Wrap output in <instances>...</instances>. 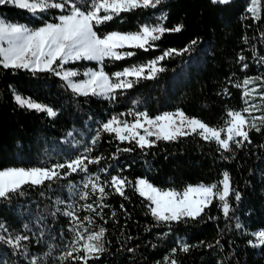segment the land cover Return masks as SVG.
<instances>
[{
    "label": "trees",
    "instance_id": "16d2710c",
    "mask_svg": "<svg viewBox=\"0 0 264 264\" xmlns=\"http://www.w3.org/2000/svg\"><path fill=\"white\" fill-rule=\"evenodd\" d=\"M77 2L86 5L90 0ZM248 6L249 0H232L229 5L213 4L211 0H162L156 8L121 13L97 26L99 33H105L135 31L144 24L158 22L169 28L184 25L179 33H166L148 51L121 50L136 54L106 60L105 71L109 74L146 63L168 49L182 50L197 41L188 52L173 53L160 61L158 66L165 71L157 73L155 79H140L130 89L117 90L115 99L77 95L65 81L49 72L34 75L28 70L0 66V169L51 167L81 154L101 157L98 164L88 165V173L72 174L50 186L49 182L25 186L23 195L0 200V221L11 234L30 237L22 242L28 246L27 256L0 242V264H31L33 259L38 264H82L71 257L62 259L73 236L69 218L62 213L69 203L77 209L80 204L94 203L95 197L83 201L74 195L84 190L82 184L88 174L98 173L101 182L120 175L133 185L137 179L146 178L162 189L182 191L189 184H219L225 171L230 174L232 187L241 194L239 202L229 197L233 209L229 217L223 215L220 202L214 200L200 218L173 221L170 225L151 216L147 206L150 202L140 197L132 185L125 189L127 199L106 187L109 195L104 203L109 207L103 209V215L108 222L104 224L98 216L95 219L107 228V250L89 264H170L169 257L177 264H264V245L257 248L249 244L250 240L256 242L252 233L264 229V125L257 120L261 131H250L251 143L233 145L231 152L196 135L171 142L159 140L151 148L140 149L134 142H120L114 133L103 132L101 127L113 116L132 121L133 112L147 111L155 116L177 109L217 126L227 119L228 110L245 107L242 89L234 85L246 77L264 76V63L259 62L264 57V18L253 19L246 10ZM59 14L57 9L32 15L11 4L0 6V16L6 21L32 28L56 22ZM240 55L245 57L243 62L238 60ZM243 63L248 64L247 69H242ZM65 67L84 71L98 69L99 64L82 60ZM249 87L264 91L259 81ZM15 94L31 97L53 108L57 115L50 117L46 112L20 107ZM254 95L256 99L249 98L252 103L264 104L258 94ZM253 115H264V111ZM98 133L99 139L92 144ZM86 148L92 150L85 152ZM118 148L133 151H117ZM70 184L75 189H70ZM113 211L115 217L111 216ZM86 214L94 215L79 210L81 217ZM237 222L245 227L237 229ZM25 224L31 231L24 229ZM182 243L193 247L185 253L179 248Z\"/></svg>",
    "mask_w": 264,
    "mask_h": 264
},
{
    "label": "snow or ice",
    "instance_id": "6c2138e0",
    "mask_svg": "<svg viewBox=\"0 0 264 264\" xmlns=\"http://www.w3.org/2000/svg\"><path fill=\"white\" fill-rule=\"evenodd\" d=\"M162 0H90L86 5H80L77 0H0V6L13 5L19 9L27 10L32 15L57 9L60 14L55 17L56 22H45L43 26L32 28L24 24L12 23L0 18V66L4 69L28 70L34 75L38 72H49L65 81L66 86L77 95L103 96L115 99L117 90L130 89L140 79H155L156 74L165 71L159 62L173 53L182 55L188 52L196 40L182 50L168 49L163 55L143 64H133L109 74L105 71L106 60H122L134 56L133 51H121L126 48L141 49L148 51L154 47V42L163 38L166 33H179L183 30V24H177L171 28L162 22L156 25L144 24L135 31L121 32L111 31L99 33L97 26L104 24L119 16L121 13L131 12L136 9L156 8ZM213 4L229 5L232 0H211ZM247 12L255 20L264 18L262 0H249ZM103 13V14H102ZM264 38V33H261ZM247 42V38H245ZM97 61L98 69H88L83 72L87 79L79 81L74 78L81 75L77 70L65 68V65L75 61ZM238 60L243 62L245 57L240 55ZM259 62L264 63V57ZM248 64L243 63L242 69H247ZM135 77V80L128 79ZM260 82L264 88V76L246 77L234 86L242 89V100L245 105L240 110H228L227 119L222 125L211 126L197 117L188 116L183 110L174 112L165 111L162 114L150 116L147 111L130 113L133 121L121 120L117 116L111 117L102 124L103 132L115 134L120 142L135 143L140 149L151 148L156 141H176L181 137L196 135L207 142H215L219 149L224 152L233 151V145L243 146L244 142L251 143L250 131H261L264 125V115L254 116L255 111H264V104H254L249 97L264 101V91L250 89V84ZM227 92V90H225ZM14 99L20 107H26L38 112H46L50 117H55L57 112L53 108L36 102L31 97L15 94ZM257 120L260 125L257 124ZM143 130V134L141 133ZM69 136L72 133H68ZM155 137V139H151ZM99 139L92 140V144ZM92 149L86 148L85 152ZM117 151L131 152L132 148L117 149ZM227 159V157H223ZM101 157L90 158L86 154L78 155L67 160L65 163H56L51 167H7L0 169V200H11L13 194L23 195L25 186H44L46 182H57L76 173H88L89 164H98ZM67 169V171H63ZM101 171H107L101 169ZM132 185L140 197L150 202L147 206L151 216L157 221L169 224L173 221L181 222L196 220L204 214L205 209L210 207L214 200L220 202L223 215L229 217L232 205L229 197L233 196L236 202L241 200V194L235 190L230 181V174L225 171L223 179L219 184L196 185L189 184L182 191L174 188L162 189L155 186L146 178L129 181L127 177L120 175L111 176L110 179L101 182L100 175L88 174L84 177L83 191H76L74 195L79 200L88 201L95 197L94 203L80 204L77 209L74 204L69 203L63 211V215L69 218V231L73 234L68 244V251L62 259L73 258L82 264H89V260L99 259L100 255L107 249L105 238L107 220L103 215V209L109 207L104 203L109 195L106 187H111L115 193L125 196V189ZM222 186V187H221ZM70 184V189H75ZM63 203V201H60ZM123 209V205H121ZM94 215H79V210ZM99 209V210H98ZM57 211H60L58 208ZM99 217L104 224H98L95 217ZM112 217L116 212L111 213ZM235 227L243 229L245 226L237 222ZM24 229L31 231L28 225ZM0 242L10 245L13 249L20 250L24 256L28 255V246L22 242L28 241L30 237L26 234L13 235L9 232L5 223L0 221ZM43 233L41 232V235ZM258 243L249 241L253 247L264 245V229L252 233ZM203 243V242H202ZM219 241H217V244ZM193 246L182 243L179 248L187 253ZM212 247V245H208ZM131 251V249H130ZM176 249H173L175 252ZM83 253L81 255L80 253ZM75 254V255H74ZM170 264L177 261L167 258ZM31 264H38L36 259Z\"/></svg>",
    "mask_w": 264,
    "mask_h": 264
},
{
    "label": "rangeland",
    "instance_id": "374dc122",
    "mask_svg": "<svg viewBox=\"0 0 264 264\" xmlns=\"http://www.w3.org/2000/svg\"><path fill=\"white\" fill-rule=\"evenodd\" d=\"M103 14V13H102ZM0 18H2L1 16H0ZM82 61V60H81ZM75 62H80V61H75ZM70 63H72V62H70ZM66 66V65H65ZM66 68V67H65ZM88 70V69H87ZM77 71H79L80 73H81V75H79V76H77V77H75L74 79L75 80H77V81H79V80H81V79H87V77H84L82 74H83V72L84 71H86V70H84V71H81V70H77ZM80 78V79H79ZM131 78H133V77H129L128 79H131ZM135 78V77H134ZM250 89H255V88H251V87H249ZM103 97V96H102ZM250 98V97H249ZM119 119H121V120H127L128 122H132V121H130V119H128V118H126V117H118ZM141 133L143 134V130H141ZM255 238V237H254ZM255 243H258V241H256ZM262 245H260V246H256L257 248H259V247H261Z\"/></svg>",
    "mask_w": 264,
    "mask_h": 264
}]
</instances>
